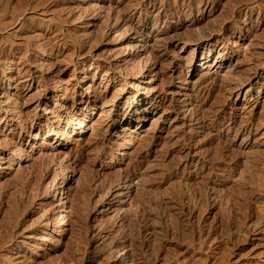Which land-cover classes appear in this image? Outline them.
Returning a JSON list of instances; mask_svg holds the SVG:
<instances>
[{"label":"rangeland","instance_id":"374dc122","mask_svg":"<svg viewBox=\"0 0 264 264\" xmlns=\"http://www.w3.org/2000/svg\"><path fill=\"white\" fill-rule=\"evenodd\" d=\"M0 9V264H264V0Z\"/></svg>","mask_w":264,"mask_h":264},{"label":"bare ground","instance_id":"6f19581e","mask_svg":"<svg viewBox=\"0 0 264 264\" xmlns=\"http://www.w3.org/2000/svg\"><path fill=\"white\" fill-rule=\"evenodd\" d=\"M9 1H10V0H9ZM24 6H25V5H24ZM8 8H9V7H8ZM21 8H22V7H21ZM24 9H25V8H24ZM0 10H1V9H0ZM3 10H4V9H3ZM29 11H30V10H29ZM29 11H28V12H29ZM4 12H5V10H4ZM3 14H4V13H3ZM24 15H25V14H24ZM21 17H22V16H21ZM19 20H20V19H19ZM11 22H12V21H11ZM192 28H193V27H192ZM192 28H191V29H192ZM31 29H32V28H31ZM31 29H30V30H31ZM3 30H4V29H3ZM196 30H197V29H196ZM1 32H2V31H1ZM193 32H194V31H193ZM195 32H196V31H195ZM200 32H201V31H200ZM195 39H196V38H195ZM197 39H198V38H197ZM197 39H196V40H197ZM193 40H194V39H193ZM189 42H190V41H189ZM210 55H211V52H208V53H204L202 56H205L206 58H208ZM198 56H199V55H198ZM198 56H196V57H198ZM196 57H193L192 59H196ZM134 85H135V84H134ZM137 92H139V88H138V87H137L136 93H137ZM101 99H103V98H101ZM131 99H132V98H131ZM95 100H98V99H95ZM112 100H113V99H112ZM112 100H111V101H112ZM114 100H116V99H114ZM111 101H110V102H111ZM105 102H106V104H107V103H108V104L110 103V102H107V101H105ZM115 102H116V101H115ZM131 102H132V101H131ZM111 103H112V102H111ZM104 105H105V104H104ZM109 114H110V113H109ZM108 117L110 118V115H108ZM108 127H109V126H108ZM237 156H238V155H237ZM254 158H255V157H254ZM251 163H252V162H251ZM258 166H259V165H258ZM261 167H262V166H261ZM243 173H244V172H243ZM246 173H247V172H246ZM258 176H259V175H258ZM229 177H230V176H229ZM251 177H252V176H251ZM127 178H128V177H127ZM251 179H252V178H251ZM250 181H251V180H250ZM110 187H111V186H110ZM249 187H250V186H249ZM108 194H109V193H108ZM175 196H176V195H175ZM244 198H245V197H244ZM174 199H176V198H174ZM245 200H246V199H245ZM245 200H244V201H245ZM244 201H243V202H244ZM241 204H242V202H241ZM244 204H245V203H244ZM180 205H181V204H180ZM248 205H249V204H248ZM170 207H171V206H170ZM244 207H245V206H244ZM143 208H144V207H143ZM155 208H156V207H155ZM252 208H253V207H252ZM169 209H170V208H169ZM177 209H178V208H177ZM234 213H235V212H234ZM236 213H238V212H236ZM175 214H176V213H175ZM169 215H170V214H169ZM177 215H178V214H177ZM254 215H255V214H254ZM177 217H178V216H177ZM177 217H176V218H177ZM151 218H152V217H151ZM171 218H172V217H171ZM254 219H255V218H254ZM145 220H146V219H145ZM255 220H256V219H255ZM147 221H148V220H147ZM147 221H146V222H147ZM258 222H259V220H258ZM239 225H240V224H239ZM237 226H238V225H237ZM140 228H141V227H140ZM237 228H238V227H237ZM237 228H236V229H237ZM138 229H139V228H138ZM136 230H137V229H136ZM184 230H185V229H184ZM223 230H224V229H223ZM226 230H227V229H226ZM133 231H134V230H133ZM140 231H141V230H140ZM239 231H240V229H239ZM141 232H142V231H141ZM138 233H139V232H138ZM165 234H167V233H165ZM139 236H140V235H139ZM137 239H139V237H138ZM114 245H115V244H114ZM117 245H118V244H117ZM119 248H120V247H119ZM133 248H134V247H133ZM115 249H116V248H115ZM117 249H118V248H117ZM137 250H139V249H137ZM139 253H140V251H139ZM128 254H129V253H128ZM124 259L127 260V256L124 257Z\"/></svg>","mask_w":264,"mask_h":264}]
</instances>
